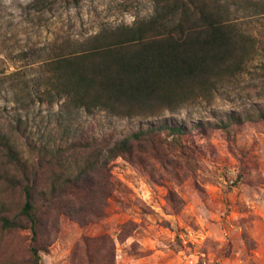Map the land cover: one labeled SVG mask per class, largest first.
<instances>
[{
  "label": "rangeland",
  "instance_id": "1",
  "mask_svg": "<svg viewBox=\"0 0 264 264\" xmlns=\"http://www.w3.org/2000/svg\"><path fill=\"white\" fill-rule=\"evenodd\" d=\"M219 1L247 35L243 72L176 110L126 117L66 111L62 101L32 94L43 91L47 60L150 19L158 0H0V122L21 119L32 130L27 172L44 205L40 264H264V119L255 115L264 109V0ZM165 120L185 133L163 128L135 141L129 157L110 163L114 184L105 196L84 192L45 207L52 178L65 173L58 150L67 142L82 135L113 142ZM24 202L22 189L0 178L6 213ZM31 246L30 228L0 226V264H29Z\"/></svg>",
  "mask_w": 264,
  "mask_h": 264
},
{
  "label": "trees",
  "instance_id": "2",
  "mask_svg": "<svg viewBox=\"0 0 264 264\" xmlns=\"http://www.w3.org/2000/svg\"><path fill=\"white\" fill-rule=\"evenodd\" d=\"M62 1L77 6L82 0ZM158 2L159 9L150 19L119 26L109 36L94 37L80 50L47 60L49 73L43 91L32 95L39 102L62 101L66 111L104 110L126 117H156L188 101L211 96L227 76L243 72L249 41L219 0ZM255 113L264 119V109ZM226 124L222 127L228 130ZM163 128L178 135L186 129L165 120L113 142L74 137L58 150L67 166L62 177L52 178L50 191L43 194L53 199L45 207L52 206L57 197L65 205L69 202L66 197L73 199L84 192V196L97 192L105 196L114 184L109 177L110 163L129 157L135 141ZM28 130L21 119L0 122V154L5 159L0 162V178L20 187L25 195L23 206L13 216L0 203V226L4 231L30 228L29 264H40L36 241L44 205L38 202L35 177L27 172L32 165L27 152L36 148L32 130Z\"/></svg>",
  "mask_w": 264,
  "mask_h": 264
}]
</instances>
